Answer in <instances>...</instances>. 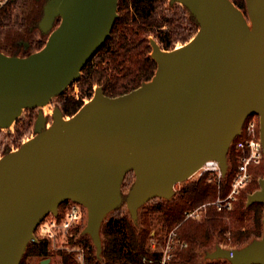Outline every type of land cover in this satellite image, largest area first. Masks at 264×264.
Wrapping results in <instances>:
<instances>
[{"label":"water","instance_id":"obj_1","mask_svg":"<svg viewBox=\"0 0 264 264\" xmlns=\"http://www.w3.org/2000/svg\"><path fill=\"white\" fill-rule=\"evenodd\" d=\"M118 1L46 0L41 49L0 51V129L78 80L110 36ZM169 2L198 29L179 48L152 43L150 80L115 97L94 89L67 119L55 108L48 128L39 111L35 135L0 158V264H20L27 246L38 243L37 225L69 200L85 210L82 235L101 260L102 222L123 203L137 224L142 206L171 200L207 163L215 161L225 178L232 139L247 116H258L264 156V0H244L247 16L232 0ZM128 173L134 179L124 198ZM254 203L263 205L260 238L242 247L217 243L205 252L208 261L264 264V175L247 195L245 205Z\"/></svg>","mask_w":264,"mask_h":264},{"label":"trees","instance_id":"obj_2","mask_svg":"<svg viewBox=\"0 0 264 264\" xmlns=\"http://www.w3.org/2000/svg\"><path fill=\"white\" fill-rule=\"evenodd\" d=\"M232 1L239 9L244 8V0ZM42 5L37 0H9L0 9V51L14 54L7 45L16 38L14 34H20L21 27L17 29L16 26L31 24L34 16L37 20ZM117 12L119 16L110 36L81 71L78 80L80 96L74 98L63 93L59 95L61 110L66 115L76 113L83 105L84 98L92 96L95 84L101 83L103 93L115 97L150 80L156 69V62L150 57L151 46L147 40L149 35H153L158 44L168 50L173 49L176 42L188 40L190 34L198 29L195 19L186 10L179 5H171L169 0H119ZM38 48L41 49V46ZM229 155L231 169L226 181L221 180L219 183V188L215 179L207 181L208 175L189 181L182 185L171 200H158L146 206L139 215L137 224H133L127 214L119 211L110 213L102 222L100 231L103 241L101 260L95 257L92 242L87 237L81 240L91 264H139L143 255L150 254L148 238L153 230L152 217L157 214L164 215L165 226L181 224L179 238L187 242V247L176 254V264H202L199 262L200 249L212 248L216 239H225L227 232L236 246H244L251 235L259 236L262 230L263 205L254 203L246 207L244 193L234 201L229 212H218L213 206H208L206 215L198 220H183L184 212L203 203L213 202L218 195L224 197L229 193L232 171L236 166L235 156L232 152ZM251 171L253 177L263 175V165L251 168ZM247 188L251 192L257 189L255 179L251 180ZM223 217L230 218L231 228L225 224ZM37 242L27 246L20 264H26L25 258L39 259L41 264L42 260L52 255L60 258L58 264H75L70 253L60 250L51 252L49 242L43 238L39 237ZM204 264L228 263L216 260Z\"/></svg>","mask_w":264,"mask_h":264},{"label":"built area","instance_id":"obj_3","mask_svg":"<svg viewBox=\"0 0 264 264\" xmlns=\"http://www.w3.org/2000/svg\"><path fill=\"white\" fill-rule=\"evenodd\" d=\"M9 0H0V9ZM76 92V91H75ZM76 94V93H75ZM78 96H76L77 98ZM239 133L232 139L230 152L235 156L236 166L232 171L230 180L229 193L224 196H217L213 202L203 203L199 207L184 212L183 220H198L205 216L208 206H213L218 212H229L233 208V203L237 195L247 185L253 177L251 168L262 166L264 163L263 148L259 138V120L258 116H247L242 123ZM231 167L228 171L230 172ZM208 175V182L217 181V187L223 179L217 163L209 162L199 172L197 179ZM61 208L58 207L56 215H47L38 225L41 238L50 244L51 252L68 251L72 253L75 264H91L88 257L87 249L83 246L70 249L64 245L67 244L71 232L84 226L86 212L76 202L66 201ZM227 220L226 217H223ZM181 224L168 227L165 232L157 233L151 231L148 241L149 256L143 255L139 264H176L177 253L187 247V242L179 238L178 230ZM36 230L34 232L36 241ZM225 235L229 236V232ZM58 242L61 244L58 245ZM70 249V250H69ZM45 260V259H44ZM50 262V261H49Z\"/></svg>","mask_w":264,"mask_h":264},{"label":"rangeland","instance_id":"obj_4","mask_svg":"<svg viewBox=\"0 0 264 264\" xmlns=\"http://www.w3.org/2000/svg\"><path fill=\"white\" fill-rule=\"evenodd\" d=\"M40 2L43 5L41 7V12H40L39 18L37 20L34 18L35 16L32 18L34 21L36 20V22L33 23L35 25L32 26L31 28H28L30 26V24H29V26L24 29L23 26H20V24H18L16 26V28L18 29V28L21 27L20 34H18L19 32L16 33V34H14V35H16V38H14V40H11L10 43H9V45H7L6 42H5V44L7 45V47L10 50H13L14 51L13 52L14 54H12V55H15V56H17V55H27L29 53H32L33 51L39 50L38 47L39 46L42 47L45 44V42L47 40V35L44 34V33H42V32H40L38 30V23H39L40 19L43 16L42 15V9H43V6H44L46 0H41ZM178 5L179 4H177L176 6H178ZM240 10L241 11H244L245 12V15L247 16V13H246V10H245V3H244V8L243 9H240ZM17 11H18V9H17ZM117 14H118V12H117ZM19 20H20V18H19ZM20 21H22V20H20ZM58 23H59V21L56 20L55 23H54V25H53V27H56L58 25ZM16 32H17V30H16ZM195 33H196V31L192 32L190 34L191 35L190 38L188 40H186L185 42L189 41L194 36ZM147 40H148L149 45L151 46L150 53L152 52V48H153L152 43H154L155 45H158L161 50L163 49L161 47V45L158 44L157 40L155 39V37L153 35H149L147 37ZM1 41H4V40H1ZM17 41L19 42V44L17 43ZM185 42L178 41V42L175 43V47H177L179 45H182ZM16 44L20 48L22 46L23 47L25 46L26 47V50L23 49V48H21V49L17 50V52H15V50L17 49L16 48ZM79 78H78V80H79ZM78 80L73 81L66 88V90L63 92V94H66V95L71 96V97H74V98H76V96L79 97L80 96L79 95L80 94V83H79ZM97 88H101L102 91H103V88H102L101 83H98V84H95L92 87V93H93V90L94 89H97ZM90 98H84L83 103H85L86 101H88ZM55 108H59L60 111L63 112L61 110V107H60V96L59 97L52 98L51 101L49 103L45 104L43 107H35V109L23 110L21 112L22 114L19 117V120H17L13 124V126L11 128H3V129H0V158L4 154H6L8 152L17 150L22 142H24V141L32 138L35 135V132H34V129H33V124H34V121H35L36 116L38 115V112L39 111L42 112V109H43V111L45 113H47L46 116H44V114H43V116L47 120V125L48 126L46 125V127L48 128L51 125L52 114H53V110ZM63 115H64V118L65 119H67V117L69 118V116H70V115H66L64 112H63ZM28 119H29V122L27 121ZM228 160H229V164H230V155L229 154H228ZM228 172L229 171H227L226 177L222 179V182H225L226 181L227 176L229 174ZM263 175H264V172H263ZM263 175L261 174V175L252 177L250 179V181H248L247 185H245L243 187V189L240 191V193L237 195V198H236L235 201H237L239 199L240 195H242L244 193L245 194L244 205H245L247 195L249 193H251V191H249L248 188H247L248 184L251 182V180L255 179L256 188L258 189V180L261 179V178H263ZM133 179H134V175H132V173H128L127 176L124 179V182H123L122 188H121V191L123 192V197L124 198L126 197V195L128 193V190H129V188H130V186H131V184L133 182ZM185 183H187V182H185ZM185 183H182V184H180L179 186L176 187L177 192L182 187V185L185 184ZM158 200H160V199H152V200H150V202H148L147 204H145L144 206H142V208L139 210L138 216L141 214L142 211H144V209H145L146 206L152 204L153 202H157ZM116 211L121 212V214H127L129 216L128 209L125 207V204L124 203L120 207H118V209ZM163 217H164V215H162V214H157L154 217H152V223H153V226L152 227H153V230L155 232H157V233H163L169 227V226H165L166 224L164 223V218ZM223 221L225 222V224H227V226L229 228H231V221H230V218L229 217L227 218V220H224L223 219ZM83 227L84 226H82V227H80V228L75 229L74 231H72L71 232V235H70V237L68 239L67 244L64 243V245L67 246L70 249H74V248L83 246L82 245L83 242L81 241L82 238H86L87 237L90 240V238H89V236L87 234L86 235H82ZM261 233H262V230H261L259 236L251 235V238H249L248 242H250L251 240H253L255 238H260ZM36 237H38V238L39 237L40 238L42 237L41 234H40V232H39V228H38V230H36ZM224 237H225V239H222V240H220L219 238L216 239V241L214 242L212 248H214L217 243L218 244H221L223 246L229 247V248H232V247H242V246H236L235 244H233L231 242L229 236L227 237V235H224ZM248 242L245 243L244 245L248 244ZM60 244L61 243L58 242V245H60ZM212 248L211 247H203V248L200 249V251L198 252L199 257H200L199 258V260H200L199 262L200 263L204 264V263L210 262V261H208V259H206L205 252L211 251ZM66 252H68V251H66ZM71 255H72V253H71ZM47 259H50V262L48 264H58L59 263V260H60V258L56 257L55 255H52L50 258H47ZM25 262H26V264H40V260L39 259H36V258H25Z\"/></svg>","mask_w":264,"mask_h":264},{"label":"flooded vegetation","instance_id":"obj_5","mask_svg":"<svg viewBox=\"0 0 264 264\" xmlns=\"http://www.w3.org/2000/svg\"><path fill=\"white\" fill-rule=\"evenodd\" d=\"M38 1H41V0H38ZM34 22H36V20L34 21L33 19H32V21H31V24H30V26H29V24H25L24 26H23V28L25 29L26 27H28V28H31L32 26H34L35 24H33ZM21 31V30H20ZM17 43L19 44V42L17 41ZM16 50H15V52H17V50H19V49H21V48H23V49H25L26 50V47L24 46H22L21 48L19 47V46H17V44H16ZM41 113H43L44 114V116H46L47 115V113H45L44 111H43V109H42V112Z\"/></svg>","mask_w":264,"mask_h":264},{"label":"bare ground","instance_id":"obj_6","mask_svg":"<svg viewBox=\"0 0 264 264\" xmlns=\"http://www.w3.org/2000/svg\"><path fill=\"white\" fill-rule=\"evenodd\" d=\"M180 46V45H179ZM179 46H177L176 48H179ZM13 126V124H11L10 126H8L7 128H11ZM48 126V125H47Z\"/></svg>","mask_w":264,"mask_h":264}]
</instances>
